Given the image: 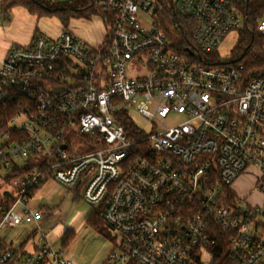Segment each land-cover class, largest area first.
<instances>
[{
	"label": "built area",
	"instance_id": "built-area-1",
	"mask_svg": "<svg viewBox=\"0 0 264 264\" xmlns=\"http://www.w3.org/2000/svg\"><path fill=\"white\" fill-rule=\"evenodd\" d=\"M92 2L109 22L101 43L39 33L1 62L0 230L33 223L39 235L31 250L0 239V264H75L30 205L49 179L103 205L120 238L107 264H264V201L233 190L255 170L264 191V0ZM232 31L262 59H222ZM133 60L144 73L130 76ZM173 113L184 120L159 130ZM76 133L100 149L74 154Z\"/></svg>",
	"mask_w": 264,
	"mask_h": 264
},
{
	"label": "rangeland",
	"instance_id": "rangeland-1",
	"mask_svg": "<svg viewBox=\"0 0 264 264\" xmlns=\"http://www.w3.org/2000/svg\"><path fill=\"white\" fill-rule=\"evenodd\" d=\"M48 1L62 2L66 0ZM98 17L101 18L100 14L92 15L85 23L81 22L80 24L77 22L79 18L76 19V21H73L75 20L73 19L70 20L69 25H72L81 33L87 32L93 34L95 32L98 33L99 30H101V32L103 30L104 32L107 27L104 26L103 23V26L101 27L100 19ZM52 28L53 30H58L59 26L57 23H54ZM65 29L67 28H64L63 30ZM41 34L52 36L50 32L43 33L41 31ZM243 35V32L240 33L238 31H232L226 35L217 49L222 59L229 57L232 52L237 50ZM132 62L134 65H129L130 76H136L137 73H144V66L140 65L137 60H133ZM130 115L135 123L142 129L150 130L152 128L151 123H149V121H147V119L139 113L135 107L130 109ZM182 120H184V115L173 113L162 121L158 126V129L162 130L166 126L175 125ZM68 141L70 144V150L74 154L95 153L100 149L97 140L88 138L81 133H76L70 137ZM251 172L252 174L240 177L238 182L233 185V190L240 196L246 198L249 202L259 204L264 201V191L262 194H258L254 190V174L256 171L251 170ZM69 192L62 199L59 206L53 207V204L51 203L52 206L49 207L50 210L46 214V218L49 221V224H51L48 228L49 230L56 224H60L63 227V231L60 232L59 236L53 241L54 248L61 250L62 256L72 260L75 264H107L108 257L104 258L102 256L107 250L109 251L111 246L114 247L119 243L120 238L117 236L118 233L111 228H108L104 234L99 233L89 222H87L88 215H90L94 208L85 202L82 190ZM11 194L13 196L16 195L13 189H11ZM2 198L0 192V200H2ZM43 202H46L45 199ZM5 231H7L6 234L9 239H15V237H17V240L24 241L27 237V233H25L21 227L13 229L8 228L5 229ZM112 239L115 241L113 242ZM129 264L138 263L131 261Z\"/></svg>",
	"mask_w": 264,
	"mask_h": 264
},
{
	"label": "crops",
	"instance_id": "crops-1",
	"mask_svg": "<svg viewBox=\"0 0 264 264\" xmlns=\"http://www.w3.org/2000/svg\"><path fill=\"white\" fill-rule=\"evenodd\" d=\"M66 1H70V0H66ZM66 1H62V2H66ZM57 2L61 3L59 1ZM1 3L2 0H0V65L1 62L4 60V58L6 57V55L8 54V52L10 51V49L12 48V46L18 44L21 45L27 44L35 35L41 33V31L43 33L50 32V34L53 37H56L61 33V31L65 27L59 18L39 16L38 14L30 12L26 7L21 5H17L13 7L9 12H5L2 8ZM98 18L100 19L101 27L103 25L105 26L102 16L101 18L100 17ZM76 19L78 18L72 20L76 21ZM79 19L77 22L80 24L81 22L85 23L86 20H88L89 18H81L80 20ZM54 23H57V25L59 26L58 30H53L52 25H54ZM68 26L76 34L83 37L89 43L94 45L101 43L106 35V30L104 32L103 30L102 32L101 30H99L98 33L95 32L93 34L87 32L81 33L78 32L77 29L74 28L72 25H68ZM247 175L248 174H243L242 176H247ZM59 184L60 183L52 179L47 180L39 187V189L35 192L34 196L30 200V205L34 209L40 208L44 213V217L41 221V225L43 230L47 234V238L50 240L52 246H53V241L59 236V233L63 231L62 229L63 227L60 224H56L53 227H51L50 230L48 229L49 226H51V224H49V221L46 218V214L50 210L49 207L52 206L51 203L53 204V207H57L59 206L62 199L65 197L66 194H68L69 191H80L78 188L71 189L65 187L62 184L60 185ZM44 199L46 201L45 203L43 202ZM19 227H21L22 230H24L25 233H27L26 239L24 241L17 240V237H15V239H9L6 234L7 231H5V229L8 228L13 229ZM35 228L36 225L33 223H21L20 225L17 226L6 227L0 230V239L6 243L13 244L14 246H21L23 243H26L25 248L31 250L34 248L35 242L39 235V232H34ZM112 247L113 246H111L109 251L107 250L102 257L104 258L109 257L112 251ZM54 249L61 252L62 254L61 250H58L56 248Z\"/></svg>",
	"mask_w": 264,
	"mask_h": 264
},
{
	"label": "trees",
	"instance_id": "trees-1",
	"mask_svg": "<svg viewBox=\"0 0 264 264\" xmlns=\"http://www.w3.org/2000/svg\"><path fill=\"white\" fill-rule=\"evenodd\" d=\"M2 8L5 12H9L13 7L21 5L26 7L30 12L38 14L39 16L57 17L61 20L64 28H69V22L75 18H89L92 15L100 14V11L94 6L92 0H70L61 3H55L48 0H2ZM257 18L260 13L255 14ZM105 23L108 25L107 16L101 15ZM168 22L167 24H170ZM165 25H167L164 21ZM165 25H163L165 27ZM170 33V30L169 32ZM252 36L245 31L241 37L240 44L237 47V52L242 58L262 59L260 54V47L252 42ZM1 204V201H0ZM103 208L101 205L98 208H94L90 215H88L87 222H89L99 233H106L110 228L106 220L100 216L99 211ZM113 240V239H112ZM26 243L21 246L25 247Z\"/></svg>",
	"mask_w": 264,
	"mask_h": 264
},
{
	"label": "water",
	"instance_id": "water-1",
	"mask_svg": "<svg viewBox=\"0 0 264 264\" xmlns=\"http://www.w3.org/2000/svg\"><path fill=\"white\" fill-rule=\"evenodd\" d=\"M64 147H66V145H64Z\"/></svg>",
	"mask_w": 264,
	"mask_h": 264
}]
</instances>
